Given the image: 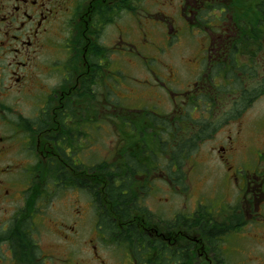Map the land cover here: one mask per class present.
Returning <instances> with one entry per match:
<instances>
[{
    "label": "flooded vegetation",
    "instance_id": "af4514ba",
    "mask_svg": "<svg viewBox=\"0 0 264 264\" xmlns=\"http://www.w3.org/2000/svg\"><path fill=\"white\" fill-rule=\"evenodd\" d=\"M173 2L146 9L144 0H0V264H231L234 246L259 239L247 226L254 220L264 225V136L243 155L241 119L264 98V0ZM174 18L196 30V57L185 63L195 65L196 74L178 92L165 84L161 93L149 88L157 102L170 101V112L117 105V186L121 195L133 188L141 204L146 189L161 181L186 203L177 213H153L143 204L147 211L115 214L103 186L93 191L103 182L94 181L100 165L90 157L92 107L100 102L108 110L109 91L120 89L113 78L123 74L117 62L135 60L130 58L142 47L156 44V34L163 40ZM158 23H166V30ZM164 70L166 82L179 77ZM146 112L163 120L149 132ZM260 118L252 128L264 129V113ZM174 135L181 139L180 161L172 156ZM193 136L195 145L188 147ZM207 141L215 142L209 156L223 183L239 188L234 204L214 207L189 197L184 167ZM135 161L143 169L127 182ZM54 192L76 194L60 204L66 221L53 222L43 211ZM81 195L88 201L82 203ZM90 205L95 225L86 239L81 228ZM199 209L228 227H196ZM101 217L114 227L101 224ZM50 225L63 238V249L46 255L40 233ZM251 262L259 263L258 257Z\"/></svg>",
    "mask_w": 264,
    "mask_h": 264
},
{
    "label": "rangeland",
    "instance_id": "374dc122",
    "mask_svg": "<svg viewBox=\"0 0 264 264\" xmlns=\"http://www.w3.org/2000/svg\"><path fill=\"white\" fill-rule=\"evenodd\" d=\"M173 2V0H144L146 9L149 8L150 3L159 2ZM178 0H174L173 3ZM172 5V4H171ZM173 11L175 8L172 5ZM170 9L166 10V13L170 15ZM175 19V18H174ZM171 23V22H170ZM164 27L166 30V23H158V28ZM173 31L169 34L166 31L162 40L161 35H157L156 44L153 46H144L140 50L137 56H132L128 60L123 58L122 61H118L117 64L123 69V74L120 70V74L117 78H113L116 86L120 89L115 91H109L108 99L113 102L119 101V105L124 108L132 109H154L157 112H170V101L167 103L156 101V94L149 90L153 88L156 93H161L165 90V86L171 90L178 92L183 86L186 87L187 83L194 79L196 74V66L189 63L188 67H185L186 59L188 62L196 57V30L188 27L181 19H175L174 25L172 24ZM196 62V59L195 61ZM164 66L169 68L172 72L178 74L172 83L164 81L161 78V73L164 74L167 70H164ZM146 72V79L145 78ZM139 80V81H138ZM141 80V81H140ZM166 94V93H165ZM165 96V95H164ZM169 99V96H165ZM169 97V98H168ZM124 101H123V100ZM170 100V99H169ZM114 107V106H113ZM264 113V98L257 100L246 113L243 114L241 122L246 127L243 131V141L247 143L246 147L242 150L243 155L252 153L259 147L260 139L264 136V129L257 130L256 127L252 128L251 123H257L260 120V116ZM92 116L94 120L93 124V148L91 152L92 163L99 164L101 162L113 161L116 154L117 131L114 126L118 124L115 118V112H111L101 107L100 102L94 103L92 107ZM107 119H104V118ZM109 117H112L110 120ZM192 117H196V113H192ZM117 122V123H116ZM224 130V129H223ZM222 130V131H223ZM221 131V132H222ZM215 142H205L196 152L194 158L186 162L185 173L188 178L189 197L192 193V200L199 198L204 202H212L213 206L221 201L224 203L234 204L238 200L237 194L239 193L238 186L226 187L223 183L222 170L219 168L216 160L210 158L209 151ZM115 152V153H114ZM244 168V167H243ZM152 192V193H151ZM55 193V196L51 203L45 202L43 205V211L48 213L51 219L54 221L62 220L66 221L67 216L63 207L60 204L68 205L70 197H76V194H70L72 192H60ZM146 196L144 200V206L152 211L160 214V212L177 213L182 210V203L186 201L176 191H170L167 184L156 181L153 185V189H146ZM235 195V198H234ZM82 203H85L88 199L81 195L78 197ZM264 211V206L261 207V212ZM253 222H255L253 224ZM247 227L251 226L248 230L250 234H256L259 239L249 242L239 243V246H234L233 250H230L233 255L232 259H229L231 264H238L240 261L249 260L248 264H263L264 261V225L262 221H250ZM95 225L94 213L91 205L86 208V216L83 221V232L89 236V230ZM246 227V228H247ZM83 232L82 235H83ZM52 233L59 236L55 225L46 227L40 233V247L44 250L46 255H51L59 250V246L63 241L61 236L60 240L55 238ZM68 235V233H65ZM65 247V246H64ZM61 249H63L61 247ZM64 251V250H63ZM226 255V252L224 251ZM85 257V255H82ZM254 257H258L259 263H252L251 260ZM225 262H227V256H225Z\"/></svg>",
    "mask_w": 264,
    "mask_h": 264
},
{
    "label": "trees",
    "instance_id": "16d2710c",
    "mask_svg": "<svg viewBox=\"0 0 264 264\" xmlns=\"http://www.w3.org/2000/svg\"><path fill=\"white\" fill-rule=\"evenodd\" d=\"M144 117L145 118H151V120L149 121V125L144 127L145 132H149L150 129H154V127L159 126L158 124L161 122H163V120L157 119L156 117H154V115L152 113L146 112L144 113ZM159 139V136H158ZM196 137L193 136L191 139H189V142L187 143L188 147H193L195 145V140ZM173 144H174V148H173V160H179L181 158V139L179 137H177L176 135L173 136ZM177 144V146H176ZM117 162L118 160H116L113 163H102L99 167L100 172H96L94 171L95 175H94V181H100L103 182V184H93V191L96 193L97 189L102 185L103 186V191L104 193H106V196L108 197L109 201L112 203V210L115 214L122 212L124 209V211H126L129 208H135V207H139L141 208V211H147L141 204H139V199L136 197H133L132 192H134L133 188H130V190L132 192H128L125 195H121V191H122V187L117 186V180H118V176H119V169L117 168ZM134 166H132L131 168H128L127 172V176H126V180L127 182H130V180L132 179V175L134 173H137L139 170L143 169V166H140L137 161L134 162ZM135 196V195H134ZM98 198V196H97ZM120 206L122 207V209H119ZM122 210V211H121ZM199 216H196V227H199L200 229H208V228H213L216 227V229L218 228H226L228 227L226 224V221L223 220L221 223H217V220H213V219H207L204 215V209H199L196 212ZM100 223L101 224H105L111 228L114 227V223L107 218L101 217L100 218ZM233 224V223H232ZM234 225V224H233ZM230 226H232L230 224ZM129 239L131 236H124V238ZM135 238H137V236H135ZM145 236H140L138 238V240H143L145 239Z\"/></svg>",
    "mask_w": 264,
    "mask_h": 264
}]
</instances>
